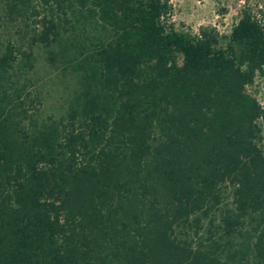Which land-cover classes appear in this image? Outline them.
<instances>
[{"label": "trees", "instance_id": "1", "mask_svg": "<svg viewBox=\"0 0 264 264\" xmlns=\"http://www.w3.org/2000/svg\"><path fill=\"white\" fill-rule=\"evenodd\" d=\"M1 2L33 29L0 43V264H264V17L223 44L169 0Z\"/></svg>", "mask_w": 264, "mask_h": 264}, {"label": "rangeland", "instance_id": "2", "mask_svg": "<svg viewBox=\"0 0 264 264\" xmlns=\"http://www.w3.org/2000/svg\"><path fill=\"white\" fill-rule=\"evenodd\" d=\"M169 4L171 10L166 18L169 29L187 35H196L202 28L214 29L223 44L227 41L244 9L249 10L257 19L264 17V0H169ZM5 13L0 0V16L4 18ZM32 29L26 28L25 25L17 21H3L0 27V43L11 39L18 46L27 47ZM35 51L37 52V68L33 78L40 81L37 87L30 88L29 92L30 98L38 93L41 104L33 103L31 109L37 108L41 117L44 118L52 114L60 105L63 88L52 85V83L58 82L57 75L53 72L50 74V67L43 51L39 49H35ZM59 78L60 76H58ZM247 91L261 107H264V89H262L258 78Z\"/></svg>", "mask_w": 264, "mask_h": 264}]
</instances>
